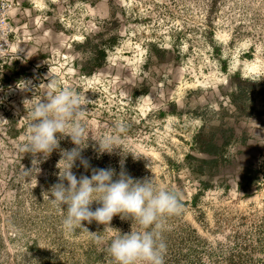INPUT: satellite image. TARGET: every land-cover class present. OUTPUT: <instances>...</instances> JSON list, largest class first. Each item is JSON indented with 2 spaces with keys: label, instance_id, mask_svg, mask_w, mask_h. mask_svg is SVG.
<instances>
[{
  "label": "rangeland",
  "instance_id": "374dc122",
  "mask_svg": "<svg viewBox=\"0 0 264 264\" xmlns=\"http://www.w3.org/2000/svg\"><path fill=\"white\" fill-rule=\"evenodd\" d=\"M4 1L0 264H115L110 238L140 229L116 215L63 230L48 195L68 136L36 176L23 172L33 157L18 146L48 77L85 103L90 167L77 161V178L112 168L182 193L164 222L165 264H264V0ZM120 123L121 148L98 153L91 136Z\"/></svg>",
  "mask_w": 264,
  "mask_h": 264
},
{
  "label": "clouds",
  "instance_id": "9594fccd",
  "mask_svg": "<svg viewBox=\"0 0 264 264\" xmlns=\"http://www.w3.org/2000/svg\"><path fill=\"white\" fill-rule=\"evenodd\" d=\"M30 86V80L17 83L20 90H30ZM82 105L85 103L78 93L71 88L57 90L56 79L48 77L40 100L32 107L27 135L18 146L20 152L33 157L32 167L23 169V172L36 176L40 172L37 165L59 147L63 136H68L75 147L60 150L62 170L58 167V182L49 189L48 195L52 205L63 215V230L71 234L77 229H86L82 223L85 221L109 224L116 215L122 219L130 218L139 224L140 229L124 234L117 231L107 246L115 264H165L164 222L167 217L181 213L182 193L166 186H156L150 179L134 180L124 171L116 173L112 168L92 169L90 176L77 178L72 171L77 161L85 169L90 167L88 160L81 155L87 147L89 134L86 135L76 119L78 112L83 110ZM125 132L126 126L120 123L115 135L101 139L91 136V139L98 144V153L111 154L114 149L121 148L119 136ZM38 155L39 159L36 158ZM114 176L117 178L113 179ZM94 201L100 206L92 210ZM97 242H100L99 237Z\"/></svg>",
  "mask_w": 264,
  "mask_h": 264
},
{
  "label": "built area",
  "instance_id": "2783aa9c",
  "mask_svg": "<svg viewBox=\"0 0 264 264\" xmlns=\"http://www.w3.org/2000/svg\"><path fill=\"white\" fill-rule=\"evenodd\" d=\"M5 1L3 2V0L2 1H0V14H2V10H3V8L5 7ZM0 20H3L2 18H0ZM2 57H3V53L1 52V50H0V60L2 59ZM0 65H1V62H0Z\"/></svg>",
  "mask_w": 264,
  "mask_h": 264
},
{
  "label": "trees",
  "instance_id": "16d2710c",
  "mask_svg": "<svg viewBox=\"0 0 264 264\" xmlns=\"http://www.w3.org/2000/svg\"><path fill=\"white\" fill-rule=\"evenodd\" d=\"M244 82H246V83L248 82V83H250V84H251V83H253V82H250V81H248V80H247V81H246V80H244Z\"/></svg>",
  "mask_w": 264,
  "mask_h": 264
},
{
  "label": "bare ground",
  "instance_id": "6f19581e",
  "mask_svg": "<svg viewBox=\"0 0 264 264\" xmlns=\"http://www.w3.org/2000/svg\"><path fill=\"white\" fill-rule=\"evenodd\" d=\"M14 91V90H13Z\"/></svg>",
  "mask_w": 264,
  "mask_h": 264
}]
</instances>
